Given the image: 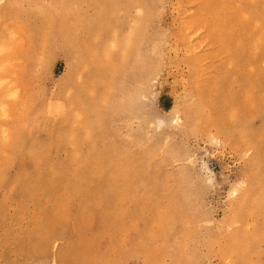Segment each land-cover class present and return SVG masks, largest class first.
Returning a JSON list of instances; mask_svg holds the SVG:
<instances>
[{"label": "rangeland", "instance_id": "1", "mask_svg": "<svg viewBox=\"0 0 264 264\" xmlns=\"http://www.w3.org/2000/svg\"><path fill=\"white\" fill-rule=\"evenodd\" d=\"M140 1L0 0V264H264V0Z\"/></svg>", "mask_w": 264, "mask_h": 264}, {"label": "bare ground", "instance_id": "2", "mask_svg": "<svg viewBox=\"0 0 264 264\" xmlns=\"http://www.w3.org/2000/svg\"><path fill=\"white\" fill-rule=\"evenodd\" d=\"M142 1H143V0H142ZM142 1H140V2H142ZM152 1H153V0H152ZM130 2H131V1H130ZM132 2H133V1H132ZM150 2H151V1H150ZM246 2H247V1H246ZM143 3H144V2H143ZM135 4H137V3H135ZM141 4H142V3H141ZM141 4H140V6H142ZM251 4H252V3H251ZM128 5H129V4H128ZM128 5H126V6H128ZM248 5H249V4H248ZM133 6H134V4H133ZM138 6H139V5H138ZM142 7H143V6H142ZM249 7H250V6H249ZM149 8H150V6H149ZM154 11H155V10H154ZM145 12H146V11H145ZM4 13H5V12H4ZM64 13H67V12H64ZM125 14H126V13H125ZM144 14H145V13H144ZM144 14H143V15H144ZM146 14H147V13H146ZM154 15H155V13H154ZM261 15H262V14H261ZM71 17H72V16H71ZM146 17H147V16H146ZM59 18H60V17H59ZM59 18H58V20H59ZM142 19H143V18H142ZM142 19H141V20H142ZM141 22H142V21H141ZM65 25H66V23H65ZM132 25H133V24H132ZM136 25H137V26H135V27H136V30H139L141 24H139V25H140L139 28H137V27H138V24H136ZM133 26H134V25H133ZM249 27H250V26H249ZM146 28H147L146 30H148V27H146ZM149 28H150V26H149ZM132 29H133V28H132ZM133 30H135V29H133ZM55 31H56V30H55ZM62 31H64V30H62ZM62 31H61V32H62ZM56 32H57V34H58L60 31L58 32V30H57ZM132 32H133V31H132ZM135 32L138 33V31H135ZM139 32H140V31H139ZM142 32H144V31H142ZM146 32H147V31H146ZM137 33H136V34H137ZM142 34H147V33H142ZM55 35H56V34H55ZM148 35H149V34H148ZM137 36H138V34H137ZM144 36H145V35H144ZM144 36H143V39H144L145 42H146V38H145ZM51 37H52V36H51ZM132 37H133V36H132ZM132 37H131V39H132ZM135 37H136V36H135ZM146 37H147V36H146ZM57 38H58V37H57ZM149 38H150V37H149ZM51 39H53V38H51ZM138 39H139V38H138ZM147 40H148V39H147ZM136 41H138V40H136ZM140 41H141V40H140ZM131 42H132V41H131ZM138 42H139V41H138ZM142 42H143V41H142ZM246 42H247V41H246ZM146 43H149V42H146ZM132 44H133V42H132ZM135 45H137V43H136ZM246 45H247V44H246ZM257 45H258V44H257ZM259 45H260V44H259ZM130 46H131V45H130ZM141 46H142V45H141ZM143 46H144V45H143ZM146 46H147V45H146ZM247 46H248V45H247ZM249 46H250V45H249ZM249 46H248V47H249ZM261 46H262V45H261ZM132 47H133V46H132ZM136 47H137V46H136ZM147 47H148V46H147ZM129 48H131V47H129ZM138 48H139V47H138ZM141 49H142V48H141ZM257 49H258V48H257ZM148 50H149V49H148ZM131 52H132V51H131ZM161 52H162V51H161ZM126 53H127V51H126ZM130 54H131V53H130ZM144 54H145V53H144ZM148 54H150V53H148ZM126 55H127V54H126ZM135 55H136V54H135ZM140 55H141V54H140ZM160 55H161V54H160ZM256 55H257V54H256ZM128 56H129V55H128ZM147 56H148V55H147ZM251 56H252V54H251ZM251 56H250V57H251ZM129 57H130V56H129ZM146 58H147V57H146ZM142 59H143V58H142ZM131 60H132V58H131ZM153 60H154V59H153ZM126 61H127V60H126ZM147 61H150V60H147ZM125 63H126V62H125ZM143 63H144V62H143ZM143 63H141V65H144V64H146V63L148 64V62H146V63H144V64H143ZM150 63H151V62H150ZM147 64H146V65H147ZM153 64H154V63H153ZM155 64H156V63H155ZM155 64H154V66H156ZM141 65L139 64L140 67L137 68L138 71L140 70ZM158 65H159V67H158ZM250 65H251V64H250ZM150 66H152V64H151V65L148 64V66H147L146 68H148V67H150ZM154 66H152L153 68L150 67V68H151L150 70L152 71V69H153V70L155 69V72H154V73H156V68H157V67H158V68L163 67V64H162V66H161L160 63H158L156 68H154ZM160 66H161V67H160ZM135 67H137V66H135ZM135 67H134V68H135ZM125 68H127V67H125ZM144 68H145V67H144ZM146 68H145V69H146ZM142 69H143V68H142ZM148 69H149V68H148ZM137 70H136V73L138 72ZM159 70H160V69H159ZM140 71H141V70H140ZM129 72H130V70H129ZM131 72H132V71H131ZM152 72H153V71H152ZM157 72L159 73V71H157ZM258 72H259V71H258ZM141 73H142V72H140V74H141ZM146 73H147V70H146ZM146 73L144 74L145 77L147 76ZM133 74H134V73H133ZM156 74H157V73H156ZM136 75H137V74H136ZM257 75H258V74H257ZM133 76H134V75H133ZM141 76H142V75H141ZM138 77H139V76H138ZM138 77H137V78H138ZM259 77H260V76H259ZM261 77H262V75H261ZM143 78H144V77H143ZM250 78H251V77H250ZM255 78H256V77H255ZM140 79H141V81L145 82V81L148 79V77L145 78V79H146L145 81H144L142 78H140ZM252 79H254V78L252 77ZM262 79H264V76H263ZM136 80H137V79H136ZM257 80H260V79H257ZM257 80H255V81H257ZM248 81H250V80H248ZM260 81H261V80H260ZM260 83H261V82H260ZM263 83H264V82H263ZM143 84L145 85V83H143ZM255 84L257 85L258 83L256 82ZM256 85H255V87H256ZM258 85H260V84H258ZM258 85H257V86H258ZM70 86H71V85H70ZM260 86H262V85H260ZM260 86H259V87H260ZM145 87H146V86H145ZM262 87H263V86H262ZM138 88H139V87H138ZM143 88H144V87H143ZM260 88H261V87H260ZM141 89H142V88H141ZM144 90H145V89H144ZM257 90H258V89H256V91H257ZM261 90H262V88H261ZM81 91H82V90H81ZM130 91H131V90H130ZM253 91H254V90H253ZM132 92H133V91H132ZM258 92H259V91H258ZM247 94H248V93H247ZM257 94H258V93H257ZM248 95H249V94H248ZM259 95H260V94H259ZM262 95H263V94H262ZM256 96H258V95H256ZM256 96H255V98L257 99L258 97H256ZM145 98H146V97H145ZM260 98H261V97H260ZM260 98H258V99H259V102H262V101H260ZM258 99H257V102H258ZM262 99H264V98L262 97ZM132 100H133V98H132ZM253 101H254V100H253ZM126 102H127V101H126ZM96 103H97V102H95V104H96ZM129 103H130V101H129ZM262 103H263V102H262ZM262 103H261V104H262ZM98 104H99V103H98ZM127 104H128V102H127ZM255 104H257V103H255ZM255 104H253V107H254ZM258 104H259V103H258ZM261 104H260V105H261ZM263 104H264V103H263ZM99 105H100V104H99ZM120 105H121V104H120ZM120 105H119V106H120ZM128 105H129V104H128ZM35 106H36V105H35ZM129 106H130V105H129ZM262 106H264V105H262ZM36 107H37V106H36ZM98 107H99V106H98ZM123 107H125V106H123ZM127 107H128V106H127ZM260 107H261V106H260ZM54 108H58V107L56 106V107H54ZM54 108H53V111H54V112H55V110H56L57 112L59 111L58 109H55V110H54ZM93 108H94V107H93ZM120 108H121V107H120ZM254 108H256V107H254ZM258 108H259V107H258ZM50 109H52V108H50ZM123 109H124V108H123ZM247 109H248V108H247ZM96 110H97V109H95V111H96ZM104 110H105V109H104ZM124 110H125V109H124ZM126 110H127V109H126ZM92 111H93V110H92ZM95 111H93V112H95ZM101 111H103V110H101ZM105 111H106V110H105ZM118 111H120V109H119ZM118 111H117V112H118ZM242 111H243V110H242ZM247 111H248V110H247ZM250 111H251V110H250ZM253 111H254V110H253ZM54 112H51V113H54ZM121 112H122V110H121ZM51 113H50V111H49V115H51ZM59 113L61 114V112H58V113L56 114V116L59 115ZM62 113H64V110L62 111ZM105 113H106V112H105ZM54 114H55V113H54ZM103 114H104V113H103ZM122 114H123V113H122ZM258 114H259V112H258ZM263 114H264V113H263ZM52 115H53V114H52ZM61 115H62V114H61ZM72 115H73V114H72ZM89 115H90V116H93V113H92V114H89ZM98 115H99V114H97V116H98ZM243 115H244V114H243ZM248 115H249V114H247V116H248ZM103 116H104V115H103ZM54 117H55V116H54ZM57 117H58V116H57ZM64 117H65V113H64ZM64 117H63V118H64ZM106 117H107V116H106ZM245 117H246V116H245ZM245 117H244V118H245ZM248 117H249V116H248ZM61 118H62V117H61ZM241 118H243V117H241ZM102 119H103V118H102ZM104 119H105V118H104ZM56 121H57V120H56ZM98 121H99V120H98ZM105 121H106V120H105ZM105 121H104V122H105ZM244 121L246 122L247 120H244ZM57 122H60V123H61L62 121H57ZM73 122H74V120H73ZM248 122H249V121H247L246 123H248ZM78 123H79V122H78ZM101 123H103V122L101 121ZM248 124H249V123H248ZM54 125H55V124H54ZM64 125L66 126V124H64ZM93 125H94V124H92V126H93ZM97 125H99V124H96L95 128H97ZM52 126H53V125H52ZM244 126H245V125H244ZM246 126H247V125H246ZM50 127H51V126H50ZM60 127H61V126H60ZM62 127H63V126H62ZM72 127H73V126H72ZM78 127H79V126H78ZM55 128H57V127L54 126V128H53V130H52L53 132H54V131H57ZM74 128H76V126H75ZM80 128H81V127H80ZM247 128H248V127H247ZM94 130H95V129H94ZM85 131H86V130H85ZM95 131H96V130H95ZM95 131H92V132H95ZM99 131H100V130H99ZM237 131H238V129H237ZM53 132H52V133H53ZM83 132H84V131H83ZM97 132H98V131H97ZM54 133H55V132H54ZM84 133H85V132H84ZM69 134H70V133H69ZM82 134H83V133H82ZM96 134L98 135L99 133H96ZM237 134H238V133H237ZM52 135H54V134H52ZM87 135H88V134H87ZM97 135L94 134L95 137H96ZM99 135H100V134H99ZM239 135H240V134H239ZM248 135H249V134H248ZM256 135H257V134H256ZM85 136H86V135H85ZM85 136H84V138H85ZM55 137H56V135H55ZM244 137H245V136H244ZM84 138L82 137V141H83ZM110 138H111V137H110ZM51 139H52V136H51ZM66 139H67V137H66ZM80 139H81V138H80ZM52 140H53V139H52ZM68 140H69V139H68ZM111 140H112V138H111ZM244 140H245V139H244ZM250 140H253V139L251 138ZM79 141H80V140H79ZM82 141H81V143L84 142V141H83V142H82ZM85 142H86V141H85ZM85 142H84V145H85ZM111 142H112V144H113V141H111ZM114 142H115V141H114ZM257 142H259L258 139H257ZM56 143H57V142H56ZM59 143H60V142H59ZM78 144H79V143H78ZM97 144H98V143H97ZM108 144H110V143H108ZM114 144H116V143H114ZM81 145L84 146L83 144H81ZM110 145H111V144H110ZM107 146H108V145H107ZM107 146H106V147H107ZM260 146H262V145H260ZM84 148H85V147H84ZM112 148H115V147L112 146ZM112 148L110 147L109 150L112 149ZM118 148H121V150H123V147H119V146H118ZM93 149H94V147H92V151H93ZM98 149H100V147L97 148V150H98ZM117 150H118V149H117ZM117 150H116V151H117ZM125 150H126V149H125ZM81 151H82V150H81ZM90 151H91V148H90ZM92 151H91V155L93 156L94 154H92ZM114 151H115V150H114ZM94 152H95V151H94ZM94 152H93V153H94ZM107 152H108V151H107ZM117 152H119V151H117ZM125 152H126V151H125ZM125 152H124V153H125ZM103 154H104V151H103ZM122 154H123V152H122ZM74 155H75V154H74ZM95 155H96V154H95ZM101 155H102V154H101ZM108 155H110V154H108ZM127 155H128V154H127ZM148 155H150V154H148ZM29 156H30V155H29ZM36 156H37V155H36ZM102 156H103V155H102ZM115 156H116V155H114L113 157H115ZM145 156H146V155H145ZM260 156H262V155H260ZM109 157H110V156H109ZM125 157H127V156H125ZM147 157H148V156H147ZM149 157H150V156H149ZM37 158H38V156H37ZM78 158H79V157H78ZM82 158H83V157H82ZM82 158H80V159H82ZM96 158H97V157H96ZM100 158H101V157H100ZM105 158H106V157H105ZM111 158H112V157H111ZM116 159H117V158H116ZM116 159H114V160H116ZM119 159H120V158H119ZM119 159H118V160H119ZM128 159H129V156H128ZM128 159H126V160H128ZM131 159H132V158H131ZM134 159H137V158L134 157ZM134 159H133V160H134ZM138 159H139V158H138ZM138 159H137V160H138ZM259 159H261V157L258 158V160H259ZM43 160H44V159H43ZM98 160H99V159H98ZM105 160H106V159H105ZM105 160H104V161H105ZM142 160H143V159H142ZM74 161H75V160H74ZM77 161H78V160H77ZM123 161H124V160H123ZM144 161H145V160H144ZM45 162H46V161H45ZM47 162H48V161H47ZM100 162H102V161H100ZM106 162H107V161H106ZM109 162H110V161H109ZM129 162H130V164H132V166H133V162H135V161H131V160L129 159ZM131 162H132V163H131ZM107 163H108V162H107ZM110 163H111V162H110ZM116 163H117V162H116ZM121 163H122V162H121ZM123 163H126V162L124 161ZM136 163H138V162L136 161ZM139 163H141V161H140ZM148 163H149V162H148ZM39 164H40V163H39ZM59 164H60V163H59ZM112 164H113V163H112ZM118 164L120 165V163H118ZM127 164H128V163H127ZM150 164H151V163H150ZM150 164H149V165H150ZM115 165H116V164H115ZM128 165H129V164H128ZM140 165L143 167L142 164H140ZM255 165H256V164H255ZM81 166H82V165H81ZM110 166H111V165H110ZM110 166H109V167H110ZM121 166H124V165L121 164ZM125 166H126V165H125ZM132 166H131V167H132ZM147 166H148V165H147ZM147 166H145V169H146ZM32 167H33V166H32ZM136 167H137V166H136ZM149 167H150V166H149ZM149 167H147V168H149ZM58 168H59V167H58ZM119 168H120V167H119ZM126 168H127V167H126ZM128 168H129V167H128ZM120 169H121V168H120ZM133 169H134V168H133ZM133 169H132V170H133ZM152 169H153V167H152V165H151V169H150V170H152ZM115 170H116V169H115ZM122 170H123V169H122ZM127 170H128V169H127ZM141 170H142V169H141ZM137 171H138V170H137ZM142 171H143V170H142ZM146 171H148V169H147ZM130 172H132L131 169H130ZM134 172H136V170H135ZM23 173H24V172H23ZM147 173H148V172H147ZM147 173H146V174H147ZM150 173H152V172H150ZM122 174H123V173H122ZM132 174H134V173H132ZM140 174H141V172H140ZM146 174H143V175L146 176ZM153 174H154V173H153ZM153 174H152V175H153ZM62 175H63V173H62ZM117 175H118V174H117ZM137 175H138V174H137ZM137 175H136V176H137ZM141 175H142V174H141ZM149 175H150V174H149ZM128 176H129V175H128ZM133 176H134V175H133ZM21 177H22V176H21ZM39 177H40V176H39ZM111 177H112V176H111ZM149 177H151V176H149ZM152 177H153V176H152ZM152 177H151V178H152ZM35 178H36V177H35ZM131 178H132V177H131ZM140 178H141V176H139V179H140ZM142 178H144V176H143ZM145 178H147V177H145ZM48 179H49V178H48ZM51 179H52V178H51ZM153 179H154V178H153ZM153 179H151V180H153ZM140 180H141V179H140ZM147 180H148V178H147ZM147 180H145V181H147ZM26 181H27V180H26ZM128 181H130V180H128ZM137 181H138V180H137ZM141 181H144V180H141ZM145 181H144V182H145ZM149 181H150V180H149ZM33 182H34V181H33ZM58 182H59V181H58ZM134 182H136V180H135ZM151 182H152V184H153L154 181H151ZM126 183H127V182H126ZM158 183H161V182H158ZM158 183H157V184H158ZM28 184H29V183H28ZM76 184H77V183H76ZM76 184H75V185H76ZM134 184H136V183H134ZM148 184H149V183H148ZM46 185H47V184H46ZM155 185H156V184H154V186H155ZM159 185H160V184H159ZM36 186H37V185H36ZM125 186H126V185H125ZM131 186H132V184H131ZM138 186H139V185H138ZM140 186H141V185H140ZM140 186H139V187H140ZM143 186H144V185H143ZM148 186H151V184H149ZM152 186H153V185H152ZM156 186H157V185H156ZM133 187H135V185H134ZM133 187H132V188H133ZM141 187H142V186H141ZM144 187H145V186H144ZM144 187H143V188H144ZM159 187H161V186H159ZM47 188H48V185H47ZM76 188H79V187H76ZM123 188H124V187H123ZM132 188H131V189H132ZM136 188H137V185H136ZM145 188H146V187H145ZM32 189H33V188H32ZM48 189H49V188H48ZM121 189H122V188H121ZM139 189H140V188H139ZM155 189L159 190L158 188H155ZM33 190H34V189H33ZM129 190H130V189H129ZM129 190H128V194H131L130 192H132L133 190H135V188H134L132 191H130V192H129ZM157 190H156V191H157ZM161 190H162V189H161ZM161 190H160V193H161ZM37 191H38V190H37ZM40 191H41V190H40ZM48 191H49V190H48ZM48 191H47V192H48ZM106 191H107V190H106ZM106 191H105V192H106ZM113 191H114V190H113ZM116 191H117V190H116ZM135 191H136V190H135ZM141 191H142V190H141ZM147 191L149 192L148 189L146 190V192H147ZM263 191H264V189H263ZM38 192H39V191H38ZM42 192H44L43 189H42ZM45 192H46V190H45ZM45 192H44V193H45ZM79 192H81V188H80V191H79ZM146 192H145V193H146ZM170 192H171V191H170ZM23 193H25V192H23ZM27 193H29V192H27ZM116 193H118V191H117ZM120 193H121V191H120ZM120 193H119V194H120ZM134 193H135V192H134ZM137 193H138V191H137ZM145 193H144V195H145ZM155 193H156V192H155ZM113 194H114V193H113ZM135 194H136V193H135ZM33 195H35V193H34ZM36 195H37V194H36ZM95 195H96V194H95ZM105 195L107 196V195H109V194H105ZM144 195H143V196H144ZM152 195H154V194H152ZM119 196H120V195H119ZM127 196L130 197L129 195H127ZM132 196H133V195H132ZM132 196L130 197L131 200H132ZM146 196H147V195H146ZM154 196H155V195H154ZM157 196H158V192H157ZM157 196H156V197H157ZM248 196H249V195L247 194L246 198H248ZM107 197H108V196H107ZM136 197H138V194H137ZM105 198H106V197H105ZM110 198H111V201H112V200L114 201V198H115V197H113V199H112V196H111ZM118 198H119V197H118ZM118 198H117V201H120V199H118ZM153 198H154V197H153ZM246 198H245V199H246ZM125 199L127 200V198H125ZM151 199H152V196H150V200H151ZM42 200H43V199H42ZM108 200H109V199H108ZM126 200H125V201H126ZM134 200H136V199L134 198ZM134 200H132V201H134ZM137 200H138V199H137ZM65 201H66V199H65ZM97 201H98V200H97ZM102 201H103V200H102ZM104 201H105V200H104ZM104 201H103V202H104ZM106 201H107V200H106ZM132 201H131V202H132ZM151 201L154 202L153 200H151ZM108 202L110 203V201H107V203H108ZM128 202H129V200H128ZM134 202H135L136 204H138L136 201H134ZM65 203H66V202H65ZM67 203H69V202L67 201ZM67 203H66V204H67ZM98 203H99V202H98ZM105 203H106V202H105ZM105 203H104V204H105ZM119 203H120V202H119ZM126 203H127V201H126ZM129 203H130V202H129ZM129 203H127L126 205H128ZM135 203H131V204H135ZM139 203H140V202H139ZM154 203H155V202H154ZM104 204H103V207H104ZM124 204H125V203H124ZM169 204H170V203H169ZM169 204H168V206H169ZM111 205H113V202H112ZM120 205L122 206V204H120ZM139 205H140V204H139ZM141 205H142V204H141ZM156 205H157V203H156ZM170 205H171V204H170ZM67 206H68V205H67ZM69 206H70V205H69ZM90 206H91V205H90ZM101 206H102V205H101ZM101 206H100V207H101ZM123 206H124V205H123ZM133 206H135V205H133ZM133 206H132V207H133ZM147 206H148V205H147ZM151 206H152V205H151ZM151 206H149V207H151ZM158 206H159V205H158ZM158 206H157V207H158ZM164 206H165V205H164ZM166 206H167V205H166ZM166 206H165V207H166ZM132 207H131V209H132ZM138 207H139V206H138ZM169 207H170V206H169ZM104 208H105V207H104ZM113 208H114V207H113ZM113 208H111V209H113ZM119 208H120V207H119ZM123 208H124V207H123ZM135 208H137V206H135ZM135 208H134V209H135ZM152 208L154 209V206H153ZM152 208H151V209H152ZM162 208H163V207H162ZM171 208H172V206H171ZM127 209L130 210V209H129V206H128ZM167 209H168V208H167ZM174 209H175V208H174ZM101 210H102V208H101ZM113 210H114V209H113ZM124 210H125V209H124ZM132 210H133V209H132ZM132 210H131V211H132ZM141 210H142V209H141ZM165 210H166V209H164V211H165ZM169 210H170V209H168V211H169ZM104 211H105V212H104ZM126 211H127V210H125V211H123V212H126ZM157 211H158V210H157ZM162 211H163V210H162ZM99 212H101V211H99ZM102 212H103V213H102ZM102 212H101V213L103 214V215L101 216V217H102V218H101V219H102V222H101L102 234H103V236H105V238L107 239V237H109V236L112 237V236H114V234H115V227L112 225V224L114 223V221H113V223H112L111 220H110L111 217H110L109 206H108V208H107L106 210H103ZM113 212H114V211H113ZM113 212H112V210H111V214H112ZM166 212H167V211H166ZM166 212H165V213H166ZM128 213H129V212H128ZM131 213H133V212H131ZM161 213H163V212H161ZM165 213H164V214H165ZM170 213H171V212H170ZM170 213L168 212L167 214H170ZM125 214H126V213H125ZM129 214H130V213H129ZM100 215H101V214H100ZM100 215H99V216H100ZM126 215H127V214H126ZM160 215H161V214H160ZM113 216H114V215H113ZM117 216H118V215H117ZM127 216H128V215H127ZM137 216H138V215H137ZM163 216H164V215H163ZM165 216H166V215H165ZM167 216H168V215H167ZM167 216H166V217H167ZM169 216H170V215H169ZM169 216H168V217H169ZM68 217H69V216H67V218L65 217L66 219L63 217V218H62L63 221L65 220V222H66V221L68 222V220H69ZM119 217H120V215H119ZM121 217H123V216H121ZM121 217H120L119 219H121ZM168 217H167V218H168ZM113 218H115V217H113ZM128 218H130V215L128 216ZM128 218H126V219H128ZM132 218H133V216H132ZM132 218H131V219H132ZM162 218H163V217H162ZM170 218H171V217H170ZM67 219H68V220H67ZM111 219H112V218H111ZM168 219H169V218H168ZM171 219H172V218H171ZM60 220H61V219H60ZM166 220H167V219H166ZM166 220L163 221V222H165L166 224H167V222H168V224H169V221L166 222ZM58 221H59V219H58ZM117 221H118V220H117ZM130 221H131V220H130ZM144 221H145V220H144ZM55 222H56V220H55ZM61 222H62V221H61ZM65 222H64V223H65ZM43 223H45V222H43ZM43 223H42V224H43ZM48 223H50V222H48ZM57 223H58V222H57ZM59 223H60V222H59ZM51 224H52V223H50V225H51ZM55 224H56V223H55ZM60 224H62V223H60ZM115 224H116V223H115ZM147 224H148V223H147ZM159 224L163 225L162 222L159 223ZM168 224H167V225H168ZM173 224H174V223H173ZM50 225H47V226H50ZM56 225H57V224H56ZM56 225L53 226V224H52L51 226H53V228H54ZM134 225H135V224H134ZM171 225H172V224H171ZM41 226H42V225H41ZM41 226H40V228H41V229H42V228L44 229V227H41ZM44 226H45V225H44ZM47 226H46V228H45L43 231H47ZM132 226H133V225H132ZM169 226H170V225H169ZM172 226H173V225H172ZM62 227L65 228L64 224L62 225ZM67 227H68V226H67ZM135 227H136V225H135ZM129 228H131V226H130ZM133 228H134V227H133ZM161 228H162V227H161ZM173 228H175V227L173 226ZM61 229L63 230V228H61ZM65 229H66V228H65ZM141 229H142V228H141ZM159 229H160V227H159ZM39 230H40V229H39ZM104 230H106L105 233L103 232ZM161 230H162V232H161V233H162V236H163L164 234H165V235H168V234H167V233H168V228H167L166 225H165V226L163 227V229H161ZM169 230H170V229H169ZM172 230H173V229H172ZM40 231H41V230H40ZM40 231H39V233L42 232V231H41V232H40ZM48 231H49V230H48ZM48 231H47V232H48ZM50 231H51V229H50ZM50 231L48 232V234H50ZM65 231H66V230H65ZM158 231H160V230H158ZM59 232H60V230H59ZM66 232H67V231H66ZM52 233H53V232H52ZM148 233H149V232H148ZM159 233H160V232H159ZM170 233H171V232H170ZM34 234H35V232H34ZM37 234H38V233H37ZM41 234H42V233H41ZM41 234H40V237H41ZM48 234H47V235H48ZM61 234H62V232H61ZM35 235H36V234H35ZM42 235H43V234H42ZM97 235H98V234H97ZM97 235H95V236H97ZM139 235H140V234H139ZM144 235H146V234H144ZM165 235H164V236H165ZM26 236L28 237V234H26ZM36 236H37V235H36ZM44 236H46V235H44ZM49 236H50V235H49ZM99 236H100V234L98 235V237H99ZM101 236H102V235H101ZM101 236H100V237H101ZM141 236H143V234H142ZM141 236H140V238L138 237V239H141V242H142V238H143V237L141 238ZM147 236H148V235H147ZM151 236H152V235H151ZM157 236H159V234H158ZM169 236H170V234H169ZM51 237H53V235H52ZM62 237H63V236H62ZM165 237H166V236H165ZM165 237H164V238H165ZM94 238H95V237H94ZM105 238H102V239L104 240ZM144 238H145V237H144ZM144 238H143V239H144ZM167 238H169V237H167ZM27 239L30 240L29 237H28ZM138 239H137V241H138ZM23 240H26V239H23ZM37 240H38V239H37ZM97 240H98V241H97ZM97 240H94V241H95L96 243H98V245H100L101 241H100V243H99V239H97ZM146 240H147V238H146ZM146 240L144 239V241H146ZM165 240L167 241V239H165ZM35 241H36V240H35ZM35 241H34V242H35ZM38 241H42V240H38ZM87 241H88V240H87ZM87 241H84V240L79 241V244H80V246H81V249L78 251L77 264H101V262H100V259H101L100 256L102 255L101 251H98L97 249H96L97 251H96V250H95V251H91V250H94V249L91 247V246H92L91 243H93V242H92V241H88V242H91V243H88ZM144 241H143V243H144ZM163 241H164V240H163ZM19 242H20V241H19ZM24 242L27 243L26 241H24ZM24 242H23V243H24ZM141 242L139 241V245H142V244H143V243L141 244ZM157 242H158V241H157ZM1 243H2V242H1ZM32 243H33V242H32ZM32 243H31V245H32ZM35 243H36V242H35ZM37 243H38V242H37ZM37 243H36V244H37ZM145 243H146V242H145ZM20 244H21V243H20ZM36 244H35V245H36ZM149 244H150V243H149ZM155 244L158 245V244H161V243H158V244L155 243ZM164 244H165V243H164ZM35 245H32V246H35ZM146 245H147V244H146ZM146 245H145V246H146ZM174 245H175V244H174ZM23 246H24V245H23ZM23 246H22V247H23ZM28 246H29V245H28ZM147 246H149V245H147ZM147 246H146V247H144V246H140V247L142 248V250H143L144 253H149V252L151 251V249H149L150 247L147 248ZM22 247H21V248H22ZM153 247H154V245H153ZM153 247H152V248H153ZM171 247H172V246H171ZM171 247H168V245L165 244V246L163 245L162 251L165 250V252H166V251H168V248H171ZM21 248H19L20 252H21ZM174 248H175V247H174ZM22 249H23V248H22ZM32 249H35V248H30V247H29V250H32ZM100 249H101V248H100ZM100 249H99V250H100ZM139 249H140V248H139ZM40 250H41V249H40ZM111 250H114V248H111ZM35 251H37V250H35ZM28 252H29V251H28ZM131 252H134V250L131 249ZM23 253H25V251H24ZM33 253H34V252H33ZM35 253H36V252H35ZM26 254H28V253H26ZM73 254H74V253H73ZM24 255H25V254H24ZM25 256H26V255H25ZM74 257H75V256H74ZM73 259H74V258H73ZM75 262H76V261H75ZM70 263H71V262H70ZM74 264H75V263H74ZM111 264H113V263H111Z\"/></svg>", "mask_w": 264, "mask_h": 264}]
</instances>
